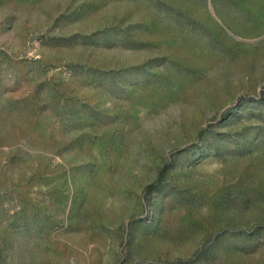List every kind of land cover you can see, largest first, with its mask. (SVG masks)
Returning a JSON list of instances; mask_svg holds the SVG:
<instances>
[{
  "label": "rangeland",
  "instance_id": "374dc122",
  "mask_svg": "<svg viewBox=\"0 0 264 264\" xmlns=\"http://www.w3.org/2000/svg\"><path fill=\"white\" fill-rule=\"evenodd\" d=\"M0 264H264V0H0Z\"/></svg>",
  "mask_w": 264,
  "mask_h": 264
}]
</instances>
